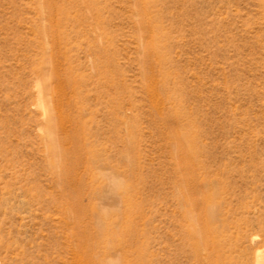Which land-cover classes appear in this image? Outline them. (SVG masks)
<instances>
[{"label":"rangeland","instance_id":"rangeland-1","mask_svg":"<svg viewBox=\"0 0 264 264\" xmlns=\"http://www.w3.org/2000/svg\"><path fill=\"white\" fill-rule=\"evenodd\" d=\"M114 180L129 243L98 238ZM206 212L220 264H264V0H0V264H87L82 229L105 263L212 264Z\"/></svg>","mask_w":264,"mask_h":264},{"label":"bare ground","instance_id":"bare-ground-1","mask_svg":"<svg viewBox=\"0 0 264 264\" xmlns=\"http://www.w3.org/2000/svg\"><path fill=\"white\" fill-rule=\"evenodd\" d=\"M141 11L145 13V16L150 14L152 15V12L148 11V9L145 7L144 8L141 7ZM152 46L153 43L151 42L149 43L148 48L151 49ZM177 142H178L177 145L179 146L178 148L184 154L182 160L185 163H189L191 160L189 154L192 155V152L194 151L193 141L190 140L188 134L186 135L178 134ZM69 153L72 154V156H74L75 158L74 160L68 159L67 152H64L63 158H64V162L67 164V167H69L68 171L71 173L75 161H77V159L80 157V149L78 148V145L75 146L71 151H69ZM112 186L113 189L122 196L123 201L126 204V208L123 211H112V212L105 211L104 213L101 214L102 222L99 227L98 238L101 239L105 238L106 243H112V244L129 243L133 238V233H129L128 231L121 230L120 227L126 223V221L123 219L125 216L124 213L127 214L131 212V210L134 208V204L132 203L131 200L132 196L134 195V190H135L134 185L130 182L127 183V182H122L120 180H114L112 182ZM72 209L73 212H76V214H78L79 211L83 209L82 205L79 202L78 194H75V205ZM203 220H204V226L202 230L195 228V226L193 227V229L192 228L190 229L191 236L195 241L193 244L194 252H196V254H199L204 246L205 248L209 249V253L207 255L208 261L211 262L212 264H220L221 255H222L220 251L223 249L224 245H226L225 243L226 239L223 238V236L219 237L218 235L212 234L209 224V222L211 223L212 221L210 213L206 212L205 214H203ZM194 221L197 222L198 220L194 219ZM79 222L80 219L78 218V216H76V223ZM78 234L81 242L79 244V247H83L85 249L87 255L86 256L87 264H115V263L103 262L98 257V255L94 253L95 248L98 245L99 241L97 237H92L90 231H88L87 229H82L81 231L78 232ZM133 262L135 264H147L144 257H142L141 255H138Z\"/></svg>","mask_w":264,"mask_h":264}]
</instances>
